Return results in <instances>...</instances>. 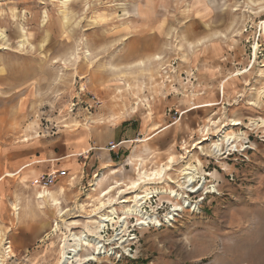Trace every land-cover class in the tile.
Here are the masks:
<instances>
[{
	"label": "rangeland",
	"instance_id": "rangeland-1",
	"mask_svg": "<svg viewBox=\"0 0 264 264\" xmlns=\"http://www.w3.org/2000/svg\"><path fill=\"white\" fill-rule=\"evenodd\" d=\"M263 21L264 0H0L3 264H58L70 229L107 249L85 264H264ZM148 191L88 227L99 198Z\"/></svg>",
	"mask_w": 264,
	"mask_h": 264
},
{
	"label": "bare ground",
	"instance_id": "bare-ground-1",
	"mask_svg": "<svg viewBox=\"0 0 264 264\" xmlns=\"http://www.w3.org/2000/svg\"><path fill=\"white\" fill-rule=\"evenodd\" d=\"M233 10H238V8H234ZM263 22H262V24H263ZM193 106L194 105H192L189 109H186L184 111L192 110ZM233 124L234 125H240V124H242V122L239 121V120H234ZM169 127L170 126L166 127L165 129H167ZM221 137L226 138L229 141L232 139L233 140L232 142L235 141V139H234L235 136L234 135H228V134H226V135H223V134L222 135H217V140L218 141L215 143V147L214 148H216L218 151L221 150V140H222ZM200 143H202V141H199V144ZM232 146H234V145H232ZM174 162H175V158L173 159V156L172 157L170 156L169 163H168L169 165L168 166H162L161 168L153 170L151 172L146 171V170L142 171L141 169H139V171H138L139 179L137 178L138 180H136V181H134L132 183V185H135V187H132V186L129 187V188H132L131 192H137V190L142 188V187L145 188V189H148V188H146V186L149 183L162 184L164 182L165 177L166 176H170V175H168L169 174L168 172L172 169V165L174 164ZM193 170H195V168L190 167V168H188V173H185L186 174L185 178L188 180L189 184H192V183H194L196 181V179L194 178V175H193L194 174ZM55 172H56V170L52 169V171L50 173L54 174ZM153 173H162V174H159V175L155 176L154 178H150V177H153ZM97 180L98 181L96 182V184L98 185L100 183H99V179L98 178H97ZM189 186L191 187V185H189ZM165 189H166V192L169 191V190L171 192H173V196H178V194H179V193L174 192V190L170 186H168V187L166 186ZM112 190H113V187L105 189L104 191L100 192V197L101 196H106L107 194H110L112 192ZM125 192H127V190L120 191L121 194H123ZM146 192H147V190H146ZM153 192L154 191H152V192L148 191V193H145V194L137 193L134 198L128 196V197H124L123 198L124 200L123 199L119 200V198L111 197V196L108 197L107 199L99 198V203H98V205H96V208L94 210L93 215H91L89 217V218H92V217H95V216L97 217V219L94 220L96 225H94V226L88 225V227L92 231H95L97 233L102 230V227L105 228L107 226V224H109V223L114 224L115 222L117 223L119 221H123L124 227H125L128 224L127 219H128L129 215L131 216V215L135 214V215L138 216L140 214H143V210H142L141 206L147 201V198L151 197L150 193H153ZM48 196H52V193L50 191H48L47 193L46 192H41L39 197L40 198H44V197H48ZM55 201H56V204H60L58 202V200H55ZM121 202H123V203L124 202H128V203L130 202V204L127 205V207L123 208V213L121 212L123 217H121V214L119 213V209H118V206H117V204H119ZM179 208H180V202L177 201L173 210H179ZM59 213L61 215L64 214V210L60 206H59ZM171 215H173V214H171ZM171 215L168 216V218H172ZM147 218H149L150 221L156 222L157 225L161 224L160 220L157 217H153L152 218L150 216V217H147ZM138 220H140V218ZM143 222L144 221H139V223H141V224H147V223H143ZM124 231H122V232H124ZM99 237L100 236H96V235H93V236L91 235L90 236L86 232H82V233L78 234L76 232H73L70 229V236L64 238V241H63V244H62V252H61V256H60V259L58 261V264H85L86 262H90V261H93V262L98 261L100 259L99 256L101 254H104V253L107 252V249L102 244L103 243L102 239L99 238ZM71 239L74 241L73 245H71V244L69 245V240H71ZM90 246L94 247V251L92 253H89L88 256L82 258L81 257L82 251H84L86 249H89ZM0 264H3V259H2L1 256H0Z\"/></svg>",
	"mask_w": 264,
	"mask_h": 264
},
{
	"label": "crops",
	"instance_id": "crops-1",
	"mask_svg": "<svg viewBox=\"0 0 264 264\" xmlns=\"http://www.w3.org/2000/svg\"><path fill=\"white\" fill-rule=\"evenodd\" d=\"M163 130H165V129H163ZM162 130V131H163ZM161 132V131H160ZM150 139H152L151 137H148V138H146V139H144L145 141H148V140H150ZM139 141H142V140H139ZM79 145H82V146H80L79 147ZM77 147H79V149H81L80 151H77L75 154L76 155H84V154H86V153H88V152H90V150H92L93 148L91 147V146H88L87 145V142H86V140H84V143H82V144H77ZM76 147V148H77ZM50 160H56V159H50ZM43 161L44 160H42V159H39V160H36V161H34L33 162V164L35 165L36 163H43ZM139 163V162H138ZM139 165V168H142V167H140L141 165H142V163L140 164H138ZM138 168V167H137ZM43 168L41 167V171L43 172ZM40 170H38V172H39ZM113 172H115V171H113ZM36 174L35 175H37V172H35Z\"/></svg>",
	"mask_w": 264,
	"mask_h": 264
},
{
	"label": "built area",
	"instance_id": "built-area-1",
	"mask_svg": "<svg viewBox=\"0 0 264 264\" xmlns=\"http://www.w3.org/2000/svg\"><path fill=\"white\" fill-rule=\"evenodd\" d=\"M61 173L62 174H65L66 172L65 171H62ZM47 176H48L49 179H54L55 178V173L54 174L49 173ZM43 178L45 179V177H43Z\"/></svg>",
	"mask_w": 264,
	"mask_h": 264
},
{
	"label": "snow or ice",
	"instance_id": "snow-or-ice-1",
	"mask_svg": "<svg viewBox=\"0 0 264 264\" xmlns=\"http://www.w3.org/2000/svg\"><path fill=\"white\" fill-rule=\"evenodd\" d=\"M262 95H264V93H262ZM217 123H218V121H217ZM173 159H174V157H173ZM159 174H162V173H153V177H150V178H154L155 176H157ZM132 187H135V185H132Z\"/></svg>",
	"mask_w": 264,
	"mask_h": 264
}]
</instances>
